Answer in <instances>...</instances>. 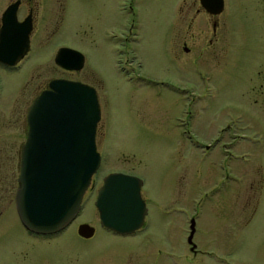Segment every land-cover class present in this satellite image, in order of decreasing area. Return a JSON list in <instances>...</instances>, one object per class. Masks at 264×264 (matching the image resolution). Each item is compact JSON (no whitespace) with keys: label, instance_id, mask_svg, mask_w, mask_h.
<instances>
[{"label":"rangeland","instance_id":"1","mask_svg":"<svg viewBox=\"0 0 264 264\" xmlns=\"http://www.w3.org/2000/svg\"><path fill=\"white\" fill-rule=\"evenodd\" d=\"M193 1L182 8L196 17L192 33L210 34L177 56L171 41L183 30L181 0H67L61 19L53 0L39 2L32 55L18 69L0 67V264L63 258L57 240L38 242L13 204L1 202L17 187L28 107L54 77L96 88L95 177H138L147 208L136 240L102 234L84 241L68 231L59 244L82 252L77 264H119L120 248L136 242L144 253L169 251L155 254L160 261L264 264V0H224L214 35ZM62 46L84 54L81 72L54 62ZM233 162L243 165L234 177ZM93 197L78 221H98ZM191 219L194 243L211 257L188 250ZM28 243L23 258L16 252Z\"/></svg>","mask_w":264,"mask_h":264},{"label":"water","instance_id":"2","mask_svg":"<svg viewBox=\"0 0 264 264\" xmlns=\"http://www.w3.org/2000/svg\"><path fill=\"white\" fill-rule=\"evenodd\" d=\"M208 13L222 11L224 0H200ZM15 5L8 6L0 27V62L15 65L29 50L28 19L16 20ZM54 62L67 70L82 67L83 55L62 46ZM100 106L94 87L80 81L53 78L30 104L27 136L21 148L16 211L23 225L36 234H50L69 224L81 207L82 197L101 162L95 135ZM142 181L112 172L103 178L95 206L101 224L119 234L139 229L147 213L141 196ZM86 236L92 228L79 232ZM188 239L195 227L190 220Z\"/></svg>","mask_w":264,"mask_h":264},{"label":"flooded vegetation","instance_id":"3","mask_svg":"<svg viewBox=\"0 0 264 264\" xmlns=\"http://www.w3.org/2000/svg\"><path fill=\"white\" fill-rule=\"evenodd\" d=\"M41 0H0V27L2 25V16L4 11L7 9L8 6L11 5H15V9H16V20L18 22H22L25 19H28L31 23V29L29 32V50L26 52V54L13 66H7L3 63L0 62V67H5V68H9V69H18L20 68V66L25 63L26 61H28L29 57L32 55L33 53V49H35V47L33 46L32 48V38L35 35L38 27H37V21H38V9L40 6V2ZM54 1V5H55V17L57 19H61L63 16V11L65 10V4H67V0H53ZM187 0H181V4L179 5V15H178V11H177V19L178 21L181 20L183 22L182 26H183V30H178L175 37L172 39L171 41V45H172V49H173V53L175 56L178 55L179 52H181L182 50H189V48L187 47V44L189 42V44H195L197 43L198 39H206L208 37V35L210 34V30L209 31H203L202 34L196 35L194 33H192L191 31V26L194 23V20L196 19V17H192L188 14V12L184 11L182 8L184 7V5L186 4ZM192 3L197 4L198 6L195 9V12L198 14H204L205 16H207V18H209L211 20V24L212 27L211 28V33L214 35L215 34V27L217 24V14H211L208 13L206 11V9L202 6V4L200 3V0L197 1H193ZM183 4V5H182ZM189 9V8H188ZM179 17V18H178ZM191 31V33H189ZM180 33V34H178ZM208 42L211 43V39L208 38ZM39 45H41V41L39 40ZM60 48V47H59ZM58 50V49H57ZM56 50V51H57ZM78 50V49H77ZM56 53V52H55ZM54 53V56H55ZM82 53V52H81ZM83 55V64L82 67L80 69L77 70H71L70 72H74V73H79L83 70V67L85 65V58H84V54ZM54 60V58H53ZM38 64H41V62H38ZM59 66V65H58ZM61 67V66H60ZM81 77V76H80ZM54 78H63V77H54ZM53 79V78H51ZM49 79L46 83L45 86L43 88H41L38 93L36 94V96L44 89L48 88V83L51 80ZM68 79V78H66ZM70 80H75V81H80L82 83L88 84L90 86H93L92 84H90L89 82L82 80V79H70ZM94 87V86H93ZM95 88V87H94ZM96 89V88H95ZM35 96V97H36ZM34 97V98H35ZM33 101V100H32ZM32 103V102H31ZM27 115V113H26ZM26 120V117H25ZM27 129H28V125H27V120H26V128H25V135H24V141L26 139L27 136ZM24 141L21 143L20 145V163H21V148L22 145L24 143ZM20 163H19V172H20ZM241 166L243 165H239L237 162H233L231 164V170L230 173L232 174V177H234V174H236V172L239 170V168H241ZM242 169V168H241ZM19 176V174H18ZM18 176H17V187L16 190L19 186L18 183ZM103 178L102 177L99 181L97 180V178L95 177V174L92 175L90 183L87 187V189L85 190L83 197H82V202H81V207L79 209V211L77 212L76 216L74 217V219L67 224L65 227H63L62 229L58 230L57 232L54 233H50V234H36L31 232L30 230H28L23 223L20 221L19 216L18 219L21 222V224L23 225L24 229L26 230V232L31 235L33 238H35L38 242H44L46 244H51L54 240L58 241V246L64 251L63 254V258L61 260V264H77L79 262L80 259V254L82 253L81 251H75L72 250L70 252H66L65 249H63V245L59 244L63 239H64V235L69 231L70 233H72L73 235H75L78 239L80 240H84V241H89L91 239H94L96 236L98 235H105V234H113V235H119L123 238H127L130 237L131 240H136L135 239V235L142 229L143 225L129 233V234H119L109 228H106L105 226H103L101 224V221L99 219V215H98V211L96 208V216L98 217V221L97 222H93V223H88L87 221H78L80 219L81 215V209L83 207V203L85 202L84 200L86 199V197H91L94 196V200L93 203H95L96 197H97V193H98V189L99 187L102 185L103 183ZM16 190H14V192L12 193V196H9L8 198H4L1 200V202L5 203L6 205H12L16 208L15 205V193ZM11 192V191H10ZM9 192V193H10ZM18 215V214H17ZM145 219V217H144ZM77 220V221H76ZM74 222V223H73ZM86 225L92 228V231L89 233V235H85L83 234L84 231L81 230V232H79V229L81 226ZM189 229H188V234H189ZM194 235V234H193ZM140 241V240H137ZM186 241H187V245H188V250L191 252V254L193 256H197V255H208L209 257H211L210 253H208V251L202 250L198 247V245L196 243H194L193 241V237L192 240L188 239V235L186 237ZM32 247V244L28 243V244H24L22 246V248H20L19 250H17V254H21V256L24 258L28 255L27 250H29V248ZM159 248V246H158ZM157 246H154L151 250H149L147 253H144L143 250V246L138 244V242L136 243H130L126 246H123L120 248V253L122 254L121 260L119 262V264H181L178 261H160L155 254H164L167 258L170 256V252L169 251H164L162 249H158ZM148 256H151V258L148 259ZM134 258V260H133ZM215 262V261H214ZM205 264V263H204ZM225 264H240L239 262L236 263H225Z\"/></svg>","mask_w":264,"mask_h":264},{"label":"bare ground","instance_id":"4","mask_svg":"<svg viewBox=\"0 0 264 264\" xmlns=\"http://www.w3.org/2000/svg\"><path fill=\"white\" fill-rule=\"evenodd\" d=\"M141 186H142V183H141Z\"/></svg>","mask_w":264,"mask_h":264}]
</instances>
